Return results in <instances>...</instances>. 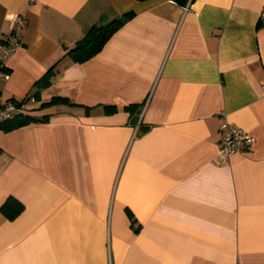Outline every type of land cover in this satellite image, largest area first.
Instances as JSON below:
<instances>
[{
	"label": "crops",
	"instance_id": "0c3cea01",
	"mask_svg": "<svg viewBox=\"0 0 264 264\" xmlns=\"http://www.w3.org/2000/svg\"><path fill=\"white\" fill-rule=\"evenodd\" d=\"M263 5L0 0V53L26 19L0 103L48 116L0 131V207L23 205L0 211V264H264ZM127 12L96 55H66ZM220 111L255 138L227 166Z\"/></svg>",
	"mask_w": 264,
	"mask_h": 264
},
{
	"label": "built area",
	"instance_id": "2783aa9c",
	"mask_svg": "<svg viewBox=\"0 0 264 264\" xmlns=\"http://www.w3.org/2000/svg\"><path fill=\"white\" fill-rule=\"evenodd\" d=\"M189 2L185 8L188 7ZM259 20L264 24V5L261 7ZM25 23L26 19L23 15L15 14L13 16L10 31L8 35L3 38V43L1 44L2 52L0 53V77L7 76V73L4 72V60L15 50L17 46H19L21 33ZM261 88L264 92V85H262ZM22 112V104L20 101L7 100L0 103V124L12 120L17 114H21ZM217 118L219 121V140L217 152L212 158V162L218 166H227L229 165L230 159L233 155L250 153L252 151L255 138L243 128L229 122L225 111H220L217 114Z\"/></svg>",
	"mask_w": 264,
	"mask_h": 264
},
{
	"label": "trees",
	"instance_id": "16d2710c",
	"mask_svg": "<svg viewBox=\"0 0 264 264\" xmlns=\"http://www.w3.org/2000/svg\"><path fill=\"white\" fill-rule=\"evenodd\" d=\"M180 6H186L188 2L192 0H173ZM189 2V3H190ZM132 12H127L121 15L118 18L111 20L109 23L105 25L96 26L93 25L89 28L86 34L78 40L75 45L70 48L66 55L74 62L81 63L84 62L94 55H96L107 42V40L112 36V34L127 20L132 16ZM50 71L49 70L40 80H38L35 85H45L49 82L50 78ZM54 102H61L65 105L75 106L76 104L70 102L66 98H53L49 102H45L42 105H49L53 104ZM22 104V101H20ZM105 110L107 112H112L114 107L106 106ZM48 116H43L40 118L32 117L30 115L25 114L22 112L21 114H17L12 120L6 121L0 124V131L7 132L16 127L25 125L29 122H36V121H46ZM23 209V205L17 201L13 197H8L3 202L0 207V211L7 217V219H12L17 216Z\"/></svg>",
	"mask_w": 264,
	"mask_h": 264
},
{
	"label": "clouds",
	"instance_id": "9594fccd",
	"mask_svg": "<svg viewBox=\"0 0 264 264\" xmlns=\"http://www.w3.org/2000/svg\"><path fill=\"white\" fill-rule=\"evenodd\" d=\"M8 19H12V17H11V16H9V17H8Z\"/></svg>",
	"mask_w": 264,
	"mask_h": 264
}]
</instances>
